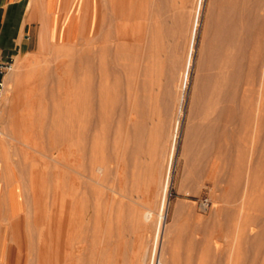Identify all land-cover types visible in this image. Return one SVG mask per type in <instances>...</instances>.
Here are the masks:
<instances>
[{"label": "rangeland", "instance_id": "1", "mask_svg": "<svg viewBox=\"0 0 264 264\" xmlns=\"http://www.w3.org/2000/svg\"><path fill=\"white\" fill-rule=\"evenodd\" d=\"M89 3L78 41H42L12 55L17 75L7 76L0 97V156L16 170L25 214L36 220L25 239L28 264H264V123L254 116L245 126L240 117L217 123L227 153L205 151L199 88L218 0ZM250 4L246 12L264 14V0ZM105 41L109 50L122 48L117 57L106 46L98 60L111 72L97 79L95 54ZM140 119L146 136L137 145L132 125ZM129 160L145 171H132ZM139 173L143 182L132 180ZM116 176L127 178L126 188L142 185L131 199H117L108 192ZM69 194L79 201L77 225L69 240L65 225L51 240L49 226L62 222Z\"/></svg>", "mask_w": 264, "mask_h": 264}, {"label": "bare ground", "instance_id": "2", "mask_svg": "<svg viewBox=\"0 0 264 264\" xmlns=\"http://www.w3.org/2000/svg\"><path fill=\"white\" fill-rule=\"evenodd\" d=\"M122 1L124 2L125 0H122ZM246 2L247 3L251 2V4H255V6H257V7H258V5H260L259 4L260 2L262 4V0H253V1L251 0L250 2L247 0H242V1H239V0H218V7H216L218 9V11L214 12V14L211 15L212 18L209 22L210 38H208L209 44L207 45V48L205 51V53H206L205 61H206L207 72L204 74V78L201 81L202 86L200 84L201 87L199 88L200 89V97H201V103H200L199 108L201 109L200 111L203 115V120H207V122L210 123V125H209V123L205 124L206 126L204 128L205 129L204 132L207 134L208 137H210V141L208 140L207 146H206L207 149H205V151L206 150H209V151L213 150L216 153H220V154L222 152H224V153L226 152V151L222 150L224 147L222 146V144L220 142L221 141L220 134L213 130V128L216 126L215 124H217V123L219 124L220 122L226 121L228 119H229V121H232V120H230L231 118L234 119L237 117H240L237 119H240L238 121L241 122L243 126L249 124L251 119L254 117L257 118V121L259 120L262 123H264V14H261L260 12H246V10L248 11L247 7L250 8L248 6L249 4L246 5L247 4ZM114 3L116 5L117 1H115ZM216 3H217V1H216ZM251 4H250V6H251ZM115 14L118 17H119V15L121 17H123L124 15H126V16L128 15L124 12H116ZM210 14H212V12ZM122 22L123 21H121V20L119 21V24H118L119 26L117 27V29L119 31L123 30V28H124L123 27L124 24ZM115 24L117 25V23H115ZM151 30L152 29H150V31ZM105 32H107V31H105ZM120 33L121 32H119V34ZM109 37L110 36H108V38ZM117 37L119 39L118 35H117ZM100 41H102V40L100 39ZM106 41H108V40H106ZM107 44L105 45L104 48H103V46H101V50L99 47L100 52L95 54V55H97V58H96L97 60H98V57L102 60V58H105V56L107 55V50L105 49L106 46H107L108 52L111 53L113 51L112 53H114V54L118 53L120 51L119 49L122 48V47H119L118 50L117 49L115 50L117 52H114V50H109V47H108L109 43H107ZM120 45H121V43H120ZM123 48H125V47H123ZM110 49H112V46H110ZM122 51H123V49H122ZM97 52H98V48H97ZM121 52H120V54H121ZM110 57H112V56H110ZM110 57H107V58H109V60H108L109 63L112 64V62L114 60L110 61ZM117 57H118V55H117ZM113 59L116 60L115 56L113 57ZM101 60L100 61L98 60L101 64L98 63L100 65L98 66L97 79L100 78L101 75H103V74L109 75V73L111 72L110 70H106L107 69L106 67H104V68L101 67V65L103 63V62H101ZM116 61H118V60H116ZM104 62H105V60H104ZM119 63H120V61H119ZM14 65H16V64L13 61L11 68L3 76L4 88L0 94L1 99H2V97L6 91V78H7V76H9V74L11 76V75H13V73H16V72H13V69H14L13 66ZM132 67L133 66H131L130 69ZM136 67H138V66H136ZM17 69H16V71L18 72L19 69L18 70ZM132 70H131L130 74L128 73L131 76H132V74H131ZM11 72H13V73H11ZM138 73H139V71H138ZM143 73H145V72H143ZM16 75H17V73H16ZM16 75H14V76L17 78L18 76H16ZM134 77H135V75H134ZM10 79H9V81H10ZM100 79H99V81H100ZM12 81H13V79H12ZM102 82H105V81L102 80ZM139 84H138V86H139ZM98 85L99 84H97V88L95 89L96 95H99ZM146 86L147 85L145 84L144 87H146ZM146 88L148 89V87H146ZM7 91H10V90H7ZM12 91H13V89H12ZM145 91H147V90L145 89ZM147 92H150V91H147ZM144 93H146V92H144ZM135 94H137V93H135ZM6 95H7V97H5V102L7 103V102H9L8 99H9V96L11 94H6ZM88 96H89L88 93L85 92L86 98L84 99L83 104L88 105V103H89L88 102ZM12 97H13V95H12ZM141 97L143 98V96H141ZM139 98H140V96H139ZM134 99H136V97ZM10 100H11V98H10ZM127 100H129V99H127ZM138 101H140V99ZM138 101L135 100L134 103L135 102L140 103ZM142 101H141V104H144V103H142ZM144 101H146V99H144ZM129 102H130V100H129ZM146 103H147V101H146ZM217 106H219V109H217ZM141 107L143 108L142 105H141ZM216 109L218 112L216 111L215 118L213 119V117H212L211 118L212 120H210L209 119L210 115L213 112H215ZM139 114L137 116H139ZM140 120H138V122H137L138 124L134 123V125H132L133 126L132 128H133L134 140H135L134 142H136L137 145H141L143 142L142 140L145 139L144 136H146L145 132H144L145 127H143L142 120L141 121ZM223 123L224 122H222V124ZM251 123H253V122H251ZM199 127H202V126H199ZM116 144L117 143H115V147H116ZM138 147L139 146H137L136 150H134V156H136V154L140 155L139 152H141V151L138 152V149H139ZM226 153L224 155H226ZM205 154H206V152H205ZM238 155L242 158H245L247 156V153L245 150L238 149ZM134 156H132V157H134ZM137 157L138 156H136L134 158L136 159ZM141 158H142V156H141ZM131 161L133 162V160H131ZM131 161H130V164H131ZM138 162L141 163V161H138ZM138 162L135 161V164H134V162L132 163L135 165V167H134V165H133V167L131 166L132 169L134 168V170H132V171H135L136 164H138ZM141 166H138V169L140 171L144 170L142 168L143 166L142 167ZM140 167L142 168V170L140 169ZM254 167L256 168L255 165L250 166L249 171L253 170ZM138 169L136 168V170H138ZM98 170L99 171L102 170V166H99ZM117 172L119 173L120 171H117ZM118 173H116V175ZM119 175H120V173H119ZM137 175H136V177H137ZM140 175H141V173H139L138 178H136V177L134 178L132 176L133 177L132 180L138 179V182H140V181L143 182L142 181L143 176H140ZM142 175L145 176L146 174L143 173ZM139 177H141L140 181H139ZM122 178H120V179L118 178L119 179L118 183H116V182H115L116 184L114 183V189H113V185L112 186L110 185V187H112V191L110 190L111 188L109 187L110 189L108 188L109 189L108 192H112L116 196L119 195L120 197H122L124 199H131L130 196H131L132 192H137L138 189L140 188V186L142 185V183H141V185L140 184L132 185V183H130V184L128 183V185H127L126 182H128V181H126L125 185H127V186L132 185V187L126 188V186L124 187V185H122V184H124L122 182H124L127 178L126 179L123 178L124 179L123 181H122ZM130 181H131V179H130ZM72 185L73 184L71 183L70 187H69V191L72 190ZM109 194H111V193H109ZM114 194H113V196H114ZM114 197H112L110 202L113 203L112 200ZM120 197H119V201L121 203L122 200H120ZM66 198H67V200L65 203L66 204L65 210L63 211L64 213L62 215L63 216L62 222H60L59 220H56L57 219L56 218L52 221L53 224L50 223L51 225L49 227H50L51 240L56 236V232H58L59 229L61 227H63L64 225H65V231H67L68 240H69V238L71 236L72 229H73V224L77 221L75 219V209L78 206L79 201L77 199H75V197L71 194H69L68 197H66ZM109 198H110V196H109ZM117 199H118V196H117ZM75 200H77L76 201L77 203L75 202ZM116 200L114 198V201H116ZM116 202H118V200ZM80 212L81 211H79V213H78L79 215H81ZM54 213H56L55 209L53 210V214ZM54 216H56V215H54ZM160 217L161 218L163 217V213H161ZM161 218H160V220H162ZM74 225H77V224H74ZM75 228H76V226H75ZM263 233L264 232H262V234Z\"/></svg>", "mask_w": 264, "mask_h": 264}, {"label": "crops", "instance_id": "3", "mask_svg": "<svg viewBox=\"0 0 264 264\" xmlns=\"http://www.w3.org/2000/svg\"><path fill=\"white\" fill-rule=\"evenodd\" d=\"M91 11L89 0H0V56L43 42L78 41L86 32L84 20L80 33L82 19L88 21ZM25 206L16 170L0 156V264H28L25 239L36 220Z\"/></svg>", "mask_w": 264, "mask_h": 264}, {"label": "built area", "instance_id": "4", "mask_svg": "<svg viewBox=\"0 0 264 264\" xmlns=\"http://www.w3.org/2000/svg\"><path fill=\"white\" fill-rule=\"evenodd\" d=\"M12 62V55L0 56V94L4 88L3 76L11 68Z\"/></svg>", "mask_w": 264, "mask_h": 264}]
</instances>
